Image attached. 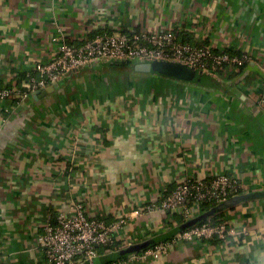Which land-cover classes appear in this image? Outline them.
Listing matches in <instances>:
<instances>
[{
  "label": "crops",
  "instance_id": "obj_1",
  "mask_svg": "<svg viewBox=\"0 0 264 264\" xmlns=\"http://www.w3.org/2000/svg\"><path fill=\"white\" fill-rule=\"evenodd\" d=\"M238 1L0 0V86L50 61L61 35L80 43L172 29L199 45L264 53V13ZM106 71H80L38 98L0 99V264H50L38 238L48 215L66 211L72 199L83 200L89 216L128 218L119 248L98 249L104 260L130 244L174 238L160 256L130 254L128 264H264V197L224 210L222 219L238 229L227 240L165 238L183 220L178 210L135 214L192 178L227 173L243 192L264 190V77L249 66L243 77L215 83L134 70L139 76L120 74L121 82L89 97L75 87Z\"/></svg>",
  "mask_w": 264,
  "mask_h": 264
},
{
  "label": "built area",
  "instance_id": "obj_2",
  "mask_svg": "<svg viewBox=\"0 0 264 264\" xmlns=\"http://www.w3.org/2000/svg\"><path fill=\"white\" fill-rule=\"evenodd\" d=\"M58 40L55 56L48 62H37L35 68L27 73L21 87L0 86V99L25 100L83 66L113 59L179 62L220 80L226 79L234 66L240 67L253 61L247 53L231 54L227 48H217L213 44L197 45L184 41L172 29L103 33L89 37L80 44L67 41L64 35ZM258 103L264 109V92L259 95ZM242 192L241 181L227 173L207 179H187L177 184L159 203H146L135 210V214L156 209L178 210L187 220L200 213L203 204L219 203ZM127 224V217L110 220L103 216H89L83 200L72 199L66 211L48 215L38 242L44 258L50 264H71L78 257L94 264V259L99 255L98 246L113 245L118 232ZM239 232L246 234L247 227L242 226ZM236 234L238 229L222 219L193 226L179 233L175 239L227 240ZM169 245L170 242H161L136 256L140 259L158 257L168 250ZM108 264H128V258Z\"/></svg>",
  "mask_w": 264,
  "mask_h": 264
},
{
  "label": "water",
  "instance_id": "obj_3",
  "mask_svg": "<svg viewBox=\"0 0 264 264\" xmlns=\"http://www.w3.org/2000/svg\"><path fill=\"white\" fill-rule=\"evenodd\" d=\"M106 64V65H132L134 70L136 72H144V73H150V72H158L167 76H173L181 79H189V80H200L198 76L202 75L203 78H208L211 81L212 80H220L214 75L202 72L198 69L189 67L185 64H181L179 62H169V61H160V60H154V61H142V60H136V59H113L109 61H101L100 64ZM54 90V86L51 85L47 88L38 90L34 95L36 98L38 96H42L47 94L49 91ZM264 197V190H255V191H249V192H242L240 194L233 195L226 200H223L216 205L210 207L209 209L202 211L195 216L185 220L178 226H176L169 235H167L165 238H171L176 237L179 233L184 232L185 230L198 225L199 222L203 220H209L212 218V216L216 215L219 212H222L226 209L232 208L240 203ZM154 243V240H146L143 242L130 244L126 248L122 250H118L115 252L110 253L109 260H104L102 257H97L94 259V264H108L110 262H113L115 260H118L120 258H116V253H120L121 256L125 257L130 254H136L140 253L142 251H145L149 249ZM73 264V263H71ZM81 264H91L89 260H84Z\"/></svg>",
  "mask_w": 264,
  "mask_h": 264
},
{
  "label": "trees",
  "instance_id": "obj_4",
  "mask_svg": "<svg viewBox=\"0 0 264 264\" xmlns=\"http://www.w3.org/2000/svg\"><path fill=\"white\" fill-rule=\"evenodd\" d=\"M182 40H184V41H189L188 39H190L191 40V37L190 38H188V39H186L184 36L181 38ZM189 42H191V41H189ZM72 43V42H71ZM81 43V42H80ZM80 43H77V44H80ZM192 44H197V45H199L198 43H196V42H191ZM74 44H76V43H74ZM227 50V52H229V53H231V54H238V55H242L243 53H245V52H243V51H241V50H237V49H235V48H227L226 49ZM249 66V62L248 63H246V64H244L243 66H240V67H236V66H234L232 69H234L233 71H231V72H229V75H230V78L231 79H238V78H241V77H243V75H244V73H245V69L247 68ZM236 67V68H235ZM95 69H99V70H104V69H106V70H108V69H111V70H113V71H118V70H129V71H132V72H134V68H133V66L132 65H106V64H100V62H95V63H92V64H89V65H86V66H83V67H81L79 70H77V71H74V72H72V73H70V75H68V76H66V77H64V78H67V77H70V76H73V75H76V76H78V75H80V71H83V70H95ZM151 73H153V74H157V75H162V76H166V77H169V78H172V79H174V80H177V81H182V82H190V81H203V82H205V81H207V78H203L202 79V75H200V76H198V78H200V80H198V79H196V80H189V79H181V78H177V77H173V76H167V75H164V74H161V73H158V72H151ZM26 76H27V74H24L22 77H21V80H25V78H26ZM18 81V83L16 84V85H14V86H18V87H21L22 86V83H23V81ZM210 83H215V82H217V80H213V81H209ZM171 192V191H170ZM170 192H168L167 194H169ZM166 194V195H167ZM217 203H214V202H212V203H205V204H203V208H202V210L200 211V212H202V211H205V210H207V209H209L210 207H212V206H214V205H216ZM223 215H224V211H222V212H219V213H217L216 215H214V216H212V218H210L209 220H203V221H201V222H199L198 223V225L199 224H203V223H206V222H218V221H220V220H222V218H223ZM182 217V216H181ZM181 219H183V218H181ZM185 220L183 219V220H181V223L182 222H184ZM174 238H172V239H169V240H166V241H164V242H171L172 240H173ZM158 243H161V242H158ZM158 243H156V244H158ZM156 244H154V245H152L151 247H153V246H155ZM117 248H119V244H118V242L116 241L113 245H111V246H105V247H99L98 246V248L97 249H99V251H101V250H107V249H112V250H115V249H117ZM120 257H122V258H124L123 256H121L120 255V253H116V258H120ZM45 261L47 262V260L45 259Z\"/></svg>",
  "mask_w": 264,
  "mask_h": 264
},
{
  "label": "rangeland",
  "instance_id": "obj_5",
  "mask_svg": "<svg viewBox=\"0 0 264 264\" xmlns=\"http://www.w3.org/2000/svg\"><path fill=\"white\" fill-rule=\"evenodd\" d=\"M259 3H262V5H260L259 7L253 5L250 1V2H246V0H239L238 2H236V5L238 7H242L244 8L246 11H251L252 12H255L256 14H260V13H264V1H260V0H257ZM233 0H231V4H232ZM258 9V12H256L255 10ZM240 18V17H239ZM239 24V23H238ZM254 28H251L249 32H251ZM261 33L264 32V29L261 28L260 29ZM248 32V33H249ZM252 37V36H250ZM254 37V36H253ZM252 37V38H253ZM255 38V37H254ZM257 39V38H256ZM260 42V41H259ZM259 46L261 47L262 44H259ZM247 54H250L247 52ZM251 56V59L253 61H255V63L253 64V61H250L249 62V68L251 70H255L256 72L258 71L259 74V78L260 77H264V53H257V54H253V52L250 54ZM120 74H125L127 75L129 78L133 77V76H139V75H136L134 74L132 71H129V70H118V71H113L111 69H108V71H106L105 73L103 74H97L94 79H91V80H84V82H79L75 85V87H81L83 85V92H84V95L89 97L93 91L94 88H98V90L102 91L105 89V87H108L110 86V83L112 80H115L118 81V82H121L122 79H121V75ZM133 79H136V78H133ZM261 83V82H260ZM264 85V83H263ZM87 87H90L87 89ZM264 92V91H263ZM262 92V93H263Z\"/></svg>",
  "mask_w": 264,
  "mask_h": 264
}]
</instances>
